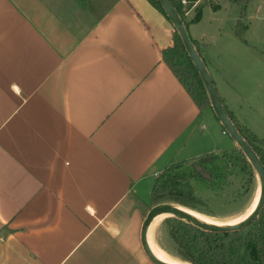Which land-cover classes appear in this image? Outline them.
Segmentation results:
<instances>
[{"label": "crops", "instance_id": "1", "mask_svg": "<svg viewBox=\"0 0 264 264\" xmlns=\"http://www.w3.org/2000/svg\"><path fill=\"white\" fill-rule=\"evenodd\" d=\"M202 1L183 5L188 34L206 44L208 9L207 69L251 128L234 82L264 57ZM171 45L148 0H0V264H153L141 228L156 177L237 147L162 60ZM251 77L264 124V72Z\"/></svg>", "mask_w": 264, "mask_h": 264}, {"label": "trees", "instance_id": "2", "mask_svg": "<svg viewBox=\"0 0 264 264\" xmlns=\"http://www.w3.org/2000/svg\"><path fill=\"white\" fill-rule=\"evenodd\" d=\"M148 1L169 21L157 0ZM170 1L188 31V25L185 21V11L183 9L184 6L181 3L182 0ZM186 1L188 2L187 7H190L197 0ZM234 2L240 9V18L237 20L234 32L241 38L242 31L246 29L243 19L246 15V7L250 0H235ZM199 19L200 12L195 16L194 21H199ZM190 40L207 67L203 53L208 45L200 44L192 40L191 37ZM161 56L164 63L190 95L199 111L202 112L207 107L211 108L209 96L203 81L189 58L183 42L173 25L172 45L163 50ZM220 101L229 119L242 138L254 150L264 167V139L258 138L247 128L241 126L233 114L227 109L221 98ZM222 130L225 132L223 128ZM240 153L245 158L241 150ZM211 157L216 156L211 155ZM186 163L190 164V162L175 163L156 177L151 190L150 203L152 206L172 202L184 207H191L192 201H195V191L191 183L193 174L197 172L199 176H204L207 171L203 167L195 166V170H191L188 173H180L179 169ZM167 221L169 222V236L177 247L179 257L186 264H264V206L250 225L240 231L232 233L217 234L205 232L175 217L168 218Z\"/></svg>", "mask_w": 264, "mask_h": 264}, {"label": "rangeland", "instance_id": "3", "mask_svg": "<svg viewBox=\"0 0 264 264\" xmlns=\"http://www.w3.org/2000/svg\"><path fill=\"white\" fill-rule=\"evenodd\" d=\"M234 1L206 0L204 2H212L213 5H215L214 2H219L222 9L226 10L228 22L236 24L240 18V9ZM204 2L202 1V3ZM245 14L243 23L246 29L242 31L241 37L254 49L255 54H260L264 57V0H250ZM211 17V13L207 9L199 25V33L205 35L203 42L208 45V48L213 50ZM260 71L264 72L261 67H256L255 65L251 72H239L240 81L238 77L236 79V76L233 80L235 81L236 79L234 83L237 91L240 90L242 93V95L238 94L240 98L238 102L242 107L243 120L245 121L246 119L247 123H250L251 128L247 127L251 133L257 135L258 138H264V124L259 119L260 116L254 112L257 107V97L254 95L257 87L256 83L253 81L254 86H252L250 83L247 85L245 82H251V76H254L255 73L259 74ZM262 77L263 73L261 72L259 79H262ZM241 81L244 82L241 83ZM262 109L261 116L264 117V103ZM224 138L229 140L230 137L226 134ZM215 156L200 157L193 163L190 161V164H183L179 169L180 173H188L191 170H195V166H200L207 171L205 173L206 177H204L205 175L199 176L197 172L193 174L194 178L192 177L191 183L195 191V201H192L191 207H184L172 202H167L166 204L186 208L198 215L200 214L209 223L225 226L226 222L229 223L232 219H236L251 206L257 197L258 191H260V183L256 172L247 161V158L245 157V159L242 156L238 147L233 151ZM168 218H172V216ZM167 219L164 218L157 226L152 228V239L153 235L156 234L158 248L173 261L186 264L179 257L177 247L169 236V222H166Z\"/></svg>", "mask_w": 264, "mask_h": 264}, {"label": "water", "instance_id": "4", "mask_svg": "<svg viewBox=\"0 0 264 264\" xmlns=\"http://www.w3.org/2000/svg\"><path fill=\"white\" fill-rule=\"evenodd\" d=\"M157 1L162 6L170 23L178 32L185 47V50L188 53L189 58L191 59L193 65L197 69L205 86V89L208 93L211 110L213 111L216 119L219 121L220 125L225 130V133L235 142L237 147L242 151L244 156L247 158V161L250 163L253 170L256 172L260 183V196L256 208L245 220L235 225L222 226V225L208 224L184 212V210L180 209L178 206H174L171 204L162 203L153 206L148 211L142 224V228H141L142 247L146 256L153 264H169L158 259L152 252L150 245L148 243L147 234L152 221L157 216L167 213L170 214V216L185 221L187 224H191L192 226L205 232L224 234V233H232V232L240 231L243 228L250 225L256 219V217L258 216V214L260 213V211L264 206V167L261 161L259 160V158L257 157L256 153L254 152V150L242 138V136L237 131L236 127L234 126V124L226 114L221 104L217 90L215 88L213 79L206 65L204 64L203 60L196 52L190 40L188 31L186 30L182 19L176 12L171 1L170 0H157Z\"/></svg>", "mask_w": 264, "mask_h": 264}, {"label": "bare ground", "instance_id": "5", "mask_svg": "<svg viewBox=\"0 0 264 264\" xmlns=\"http://www.w3.org/2000/svg\"><path fill=\"white\" fill-rule=\"evenodd\" d=\"M259 196H260V191H258L257 197L255 198V200L253 201V203L251 204V206L243 213L241 214L239 217H237L236 219H232L229 223L226 222L225 225H235L238 224L240 222H242L243 220H245L252 212L253 210L256 208L258 200H259ZM180 209L184 210V212L190 214L191 216L197 218L198 220L208 223V224H212L207 222V220H204L200 214L198 215L197 213H194L186 208L183 207H179ZM170 216V214H161L159 216H157L151 223L149 230H148V243L150 245V248L152 250V252L154 253V255L160 259L163 262L169 263V264H180L176 261H173L172 259H170L166 254H164L152 241V239L150 238L149 240V233L150 230H152V228H154L155 226H157L164 218H168Z\"/></svg>", "mask_w": 264, "mask_h": 264}, {"label": "built area", "instance_id": "6", "mask_svg": "<svg viewBox=\"0 0 264 264\" xmlns=\"http://www.w3.org/2000/svg\"><path fill=\"white\" fill-rule=\"evenodd\" d=\"M181 3H182V5H184V6L188 4V2H187L186 0H182Z\"/></svg>", "mask_w": 264, "mask_h": 264}]
</instances>
